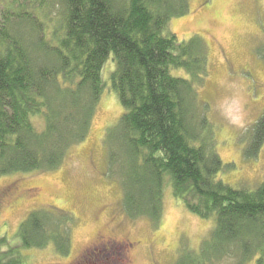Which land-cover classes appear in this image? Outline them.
<instances>
[{
  "label": "trees",
  "instance_id": "obj_1",
  "mask_svg": "<svg viewBox=\"0 0 264 264\" xmlns=\"http://www.w3.org/2000/svg\"><path fill=\"white\" fill-rule=\"evenodd\" d=\"M187 12L189 0H0V176L62 165L90 133L107 87L123 108L103 140L125 214L157 224L168 187L190 212L213 220L202 245L207 260L232 254L264 264V179L253 188L217 179L230 164L215 151L208 104L199 99L206 44L167 31ZM248 133L244 156L254 159L264 114ZM73 221L66 211L30 212L18 244L0 235V264H23L20 250L48 244L67 254Z\"/></svg>",
  "mask_w": 264,
  "mask_h": 264
},
{
  "label": "rangeland",
  "instance_id": "obj_2",
  "mask_svg": "<svg viewBox=\"0 0 264 264\" xmlns=\"http://www.w3.org/2000/svg\"><path fill=\"white\" fill-rule=\"evenodd\" d=\"M167 31L179 42L194 35L204 39L208 72L199 99L208 104L215 151L230 164L217 179L253 188L264 179V141L254 159L245 158L243 149L249 128L264 114V0H189V12L172 18ZM114 66L110 58L105 81ZM171 73L186 76L180 69ZM122 110L116 93L106 87L90 133L68 148L62 165L0 176V235L10 242L19 243L17 229L30 212L73 215L67 254L51 244L26 248L20 250L23 264H256L232 254L207 260L210 252L202 245L213 220L190 212L168 187L157 224L125 214L118 178L108 173L103 140Z\"/></svg>",
  "mask_w": 264,
  "mask_h": 264
},
{
  "label": "bare ground",
  "instance_id": "obj_3",
  "mask_svg": "<svg viewBox=\"0 0 264 264\" xmlns=\"http://www.w3.org/2000/svg\"><path fill=\"white\" fill-rule=\"evenodd\" d=\"M131 259H132V257H131ZM132 262H134V261H132Z\"/></svg>",
  "mask_w": 264,
  "mask_h": 264
}]
</instances>
